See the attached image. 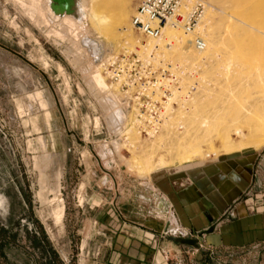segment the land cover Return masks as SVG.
<instances>
[{"label": "rangeland", "instance_id": "obj_1", "mask_svg": "<svg viewBox=\"0 0 264 264\" xmlns=\"http://www.w3.org/2000/svg\"><path fill=\"white\" fill-rule=\"evenodd\" d=\"M120 1L74 0L59 14L52 0H0V264H110L115 218L101 200L117 182L264 150V81L250 87L240 67L233 90L228 66L264 61V0H206L204 52L174 33L165 58L189 71L184 92L196 88L154 138L133 127L102 65L157 40L133 26L141 0L125 25L95 19Z\"/></svg>", "mask_w": 264, "mask_h": 264}, {"label": "crops", "instance_id": "obj_2", "mask_svg": "<svg viewBox=\"0 0 264 264\" xmlns=\"http://www.w3.org/2000/svg\"><path fill=\"white\" fill-rule=\"evenodd\" d=\"M117 186L101 200L115 218L110 264H264V150ZM178 229L198 244L180 242Z\"/></svg>", "mask_w": 264, "mask_h": 264}, {"label": "built area", "instance_id": "obj_3", "mask_svg": "<svg viewBox=\"0 0 264 264\" xmlns=\"http://www.w3.org/2000/svg\"><path fill=\"white\" fill-rule=\"evenodd\" d=\"M136 9L132 23L145 36L161 39L170 27L193 35L191 43L197 51L207 47L201 30L211 9L206 0H141ZM164 51L157 45L151 50L113 54L102 64L111 85L121 94V105L131 114L133 127L148 138L162 131L176 106L196 88L193 84L184 92V76L189 71L183 64L168 61ZM175 234L185 237L180 229Z\"/></svg>", "mask_w": 264, "mask_h": 264}, {"label": "bare ground", "instance_id": "obj_4", "mask_svg": "<svg viewBox=\"0 0 264 264\" xmlns=\"http://www.w3.org/2000/svg\"><path fill=\"white\" fill-rule=\"evenodd\" d=\"M134 0H122L120 1L119 3H116V2H111L110 5H108L105 9L107 11L106 14H104L103 12L101 11H94V17L95 19L97 20H106L107 18H110L113 22V25L116 24V25H119V26H122V25H125L126 24V21L127 19H129V14H130V5L132 4ZM237 4L238 5H241L242 7H246V6H254L253 5V2L252 0H237ZM262 7H264V1L263 3L261 4ZM254 8V7H253ZM259 7H255V9H257ZM246 9V8H245ZM252 9V8H251ZM133 10V9H132ZM262 11H264L262 9ZM132 12V11H131ZM244 12V11H243ZM108 21V20H107ZM110 21V20H109ZM105 22V21H104ZM112 28V27H111ZM110 28V29H111ZM109 29V30H110ZM112 30V29H111ZM110 30V31H111ZM201 30L203 32V26L201 27ZM176 31H181V30H178V29H174V28H167L164 30V37L161 38V39H157L155 40V42H151L153 45H142V49H154L155 46L159 45L160 48H162L163 50H167L166 49V45H168L169 43H171V46L169 49L171 48H174V45L176 44V40H177V37L174 36V33ZM188 35V34H187ZM179 39V38H178ZM207 42V41H206ZM167 43V44H166ZM188 43H190V41H185V43L183 44L182 46V50H186V49H189L188 47ZM191 44V43H190ZM208 48V43H207V47L205 48V50L203 51H199V52H204L206 51ZM131 49H134V48H131ZM168 49V50H169ZM130 50V49H129ZM217 53V52H216ZM256 60V59H255ZM230 64L228 65L230 67V73L232 75V77L235 79V80H238L235 85H234V88L233 90H237L238 88H240L242 86L243 83L240 82V77H241V74L243 72L240 71V67L241 68H244L245 69V73H248L249 76H251V84H250V87L254 86L257 82H262L264 81V61L263 62H260V63H255L253 64L252 66L248 65V66H243L241 65L240 66V63L238 62L237 59H233L232 61L229 62ZM243 66V67H242ZM101 80V79H100ZM260 86V85H259ZM259 94V93H258ZM256 99H261V100H264V94L263 95H258L256 97ZM257 100V101H259ZM256 101V100H255ZM254 106V105H253ZM263 106V105H262ZM120 115V114H119ZM120 117H122V115H120ZM183 127V126H182ZM236 133H238L239 135L241 134L242 135V131L240 132L239 130L235 131ZM254 141V140H253ZM255 142V141H254ZM261 142V141H260ZM257 143V142H255ZM217 153L215 152V155ZM214 155V156H215ZM210 156V155H209Z\"/></svg>", "mask_w": 264, "mask_h": 264}, {"label": "water", "instance_id": "obj_5", "mask_svg": "<svg viewBox=\"0 0 264 264\" xmlns=\"http://www.w3.org/2000/svg\"><path fill=\"white\" fill-rule=\"evenodd\" d=\"M52 9L59 14L69 13L72 10V6L74 0H52ZM179 241L188 244V245H197L199 239L197 238H186V237H179Z\"/></svg>", "mask_w": 264, "mask_h": 264}]
</instances>
